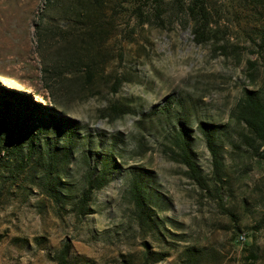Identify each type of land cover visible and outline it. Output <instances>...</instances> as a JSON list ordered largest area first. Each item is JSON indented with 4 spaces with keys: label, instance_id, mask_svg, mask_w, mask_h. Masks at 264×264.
<instances>
[{
    "label": "rangeland",
    "instance_id": "rangeland-1",
    "mask_svg": "<svg viewBox=\"0 0 264 264\" xmlns=\"http://www.w3.org/2000/svg\"><path fill=\"white\" fill-rule=\"evenodd\" d=\"M46 1L0 0V91L9 94L0 100L25 93L47 109L37 149L55 144L56 158L50 179L39 155L21 165L27 146L4 149L0 264H58L65 241L70 264H264V159L233 144L242 127L231 119L244 89L264 82V8L211 0L216 37L198 43L174 0L161 17L155 0H115L93 27L71 26L63 7L47 10ZM114 103L131 111L112 118ZM51 113L76 124L56 131ZM201 122L222 125L223 188L214 186ZM180 126L208 188L176 155ZM107 156L109 182L81 214L89 166ZM136 177L152 191L156 221L138 220L127 195Z\"/></svg>",
    "mask_w": 264,
    "mask_h": 264
},
{
    "label": "trees",
    "instance_id": "trees-1",
    "mask_svg": "<svg viewBox=\"0 0 264 264\" xmlns=\"http://www.w3.org/2000/svg\"><path fill=\"white\" fill-rule=\"evenodd\" d=\"M157 2L156 12L161 17L166 12L165 0H155ZM254 5L264 8V0H250ZM176 6V13H183L188 16L190 20L194 22V32L196 34V41L198 43L206 42L216 37V29L214 28V21L212 20V5L211 0H174ZM115 3V0H48L46 1L45 8L48 10L60 9L66 14V20L71 22V26H101L103 24L102 16L107 13V8L111 4ZM133 3V2H131ZM115 7L112 6L111 9ZM135 10H139L136 5ZM92 32V31H91ZM262 47L264 48V31L262 33ZM251 65H256L250 60ZM90 67L91 64H87ZM90 69V68H89ZM87 81L92 79V73L88 70L86 74ZM117 91V88L115 89ZM2 93V94H1ZM0 95L3 97L9 95L0 91ZM5 96V97H6ZM13 101L0 100V108L5 109L2 118H0V157L4 156V149L10 150L16 148L17 150L27 146V154L21 155V165H24L26 159L32 160L36 155H39L37 164L44 166L43 173L46 178L52 177L51 164L55 158L54 145L44 149L38 148V140L41 130L43 129V121H46L39 117L46 113L45 107L36 103L32 97L25 93L11 94ZM0 99H2L0 97ZM175 100H171L169 106L174 103ZM112 118L122 116L131 111L129 107L122 106L118 103L112 105ZM51 109V108H48ZM168 109V108H165ZM39 117V118H38ZM51 123L55 130L61 131L63 125L75 126L76 120L67 117L65 115L51 113ZM231 119L235 120L242 129L237 132L238 142H233L238 148H246L247 153L252 156L264 159V82L257 89L245 88L241 98L236 103L231 112ZM200 129L202 130L209 149L213 155L214 171L213 180H215L214 186H220L223 188L224 182V163L222 160V154L220 151V135L222 133V125L208 122H201ZM63 131V130H62ZM175 143L178 144L179 151L177 152L178 159L185 163L188 167L189 176L202 188H208L209 182L202 172V168L194 159V153L189 140L187 129L184 126H180L178 132L175 135ZM3 149V150H2ZM68 153H65L62 157L67 158ZM46 160V161H45ZM98 162V161H97ZM114 162V161H113ZM91 164V163H89ZM111 157L107 156L102 162L101 166H89V172L86 174L87 185L82 192L81 199L78 206L81 209V214L86 213L87 205L90 200L91 194L94 190L102 188L109 182L108 171L111 167ZM57 178V177H56ZM140 178H135L131 182L127 195L130 196L133 202L138 220L143 222L156 221L155 210L151 206V194L152 191ZM264 186V175L261 181ZM51 191L55 190V184H50ZM57 196L55 193H53ZM215 197L221 202V206L226 213L233 214L230 208L224 205V193L217 189ZM70 251L71 243L65 241L57 253L56 260L58 264H70ZM254 257L257 256L256 252L252 253ZM190 257H195V253L189 254Z\"/></svg>",
    "mask_w": 264,
    "mask_h": 264
},
{
    "label": "built area",
    "instance_id": "built-area-1",
    "mask_svg": "<svg viewBox=\"0 0 264 264\" xmlns=\"http://www.w3.org/2000/svg\"><path fill=\"white\" fill-rule=\"evenodd\" d=\"M245 239H246V234L245 233L240 234V240L244 241Z\"/></svg>",
    "mask_w": 264,
    "mask_h": 264
}]
</instances>
